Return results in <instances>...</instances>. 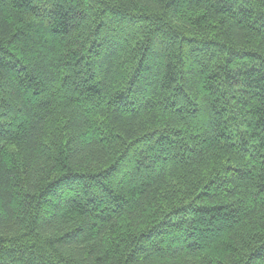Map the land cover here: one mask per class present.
<instances>
[{"label":"trees","instance_id":"trees-1","mask_svg":"<svg viewBox=\"0 0 264 264\" xmlns=\"http://www.w3.org/2000/svg\"><path fill=\"white\" fill-rule=\"evenodd\" d=\"M0 264H264V0H0Z\"/></svg>","mask_w":264,"mask_h":264}]
</instances>
